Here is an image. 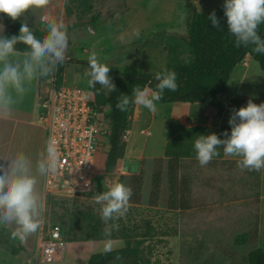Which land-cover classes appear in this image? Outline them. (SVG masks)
Instances as JSON below:
<instances>
[{"label": "rangeland", "instance_id": "1", "mask_svg": "<svg viewBox=\"0 0 264 264\" xmlns=\"http://www.w3.org/2000/svg\"><path fill=\"white\" fill-rule=\"evenodd\" d=\"M222 5L223 0H48L46 6L25 10L18 20L27 23L33 32L47 33L49 22L64 25L65 69L59 77L55 70L45 77H34L11 111L0 110L1 173L7 170L13 154L23 152L31 162L35 190L41 194L42 174L36 169L45 153L46 132L37 123L41 102L55 83L93 90L108 88L99 82L90 86L86 75L90 69L79 62H88L95 53L99 63L119 72L133 65L148 72L167 70V51L164 46H154V35L164 32L183 37L193 8L212 13L223 9ZM0 24L4 25L1 18ZM5 30L4 25L3 33ZM237 94L264 102V70L253 59L240 62L232 71L227 90L219 96L224 110L207 111L208 115L201 120L186 117L188 104L171 108L170 104L155 102L156 111L152 112L135 103L132 97L126 137L128 148H131L130 130L137 140L133 154L125 155L113 170L106 171L105 141L97 153L94 190L79 198L48 199L35 232L21 235L15 222L0 221V264H36L40 230L46 231L51 223L62 225L64 240L84 243L91 253L139 245L148 264H247L251 250L264 249V168L256 171L190 162L197 160L193 145L201 134L215 133L223 138L222 133L230 131L228 119L236 109L229 101ZM223 118L225 126H221ZM143 131L151 134L146 137ZM172 157L184 161L179 169L177 196L179 202H186L184 209L170 208L171 190L165 163L159 196L157 200L152 196V176L158 166L155 160ZM211 160H239V157L225 155L222 147L217 146V155ZM141 170L138 189L135 177ZM116 182L132 190L127 211L104 221L101 218L104 202H98L95 196ZM80 227L94 237L79 240L72 228L81 231ZM95 233L106 238L97 239ZM64 258L66 255L62 254L55 262L44 264H65L59 262Z\"/></svg>", "mask_w": 264, "mask_h": 264}, {"label": "clouds", "instance_id": "2", "mask_svg": "<svg viewBox=\"0 0 264 264\" xmlns=\"http://www.w3.org/2000/svg\"><path fill=\"white\" fill-rule=\"evenodd\" d=\"M48 0H0V14L16 20L30 7L46 6ZM223 14L226 17L227 31L234 37V46L252 45V51L264 54V37L258 33V26L264 24V0H223ZM208 20L214 28L219 21L215 12ZM4 25L0 24V110L11 111L16 99L26 91V84L34 77H45L65 59L67 33L62 23L49 22L46 34L37 36L27 23L21 22L18 34L3 35ZM138 35V33H137ZM20 42L27 46L22 55H18L15 45ZM14 57V58H10ZM86 73L88 83L115 89L108 75L110 67L99 63L92 53L88 58ZM157 90L147 87L133 88L134 101L149 111H156V101L161 99L165 89L175 91L176 73L171 70L156 72ZM15 94V95H14ZM129 103L127 94L117 101L121 111ZM228 124L230 131L201 134L194 141L195 155L201 165L207 164L217 155V146H221L225 155L239 157L240 167L249 170L264 168V102L256 104L248 99L246 104L231 112ZM58 150L56 142L49 138L45 154L36 164L40 174L54 173L57 168ZM36 179L31 174V162L23 152H16L8 161L7 170L0 173V221L15 222L21 235L33 233L40 224L39 217L46 208V200L35 190ZM132 194L130 187L121 182L111 185L107 191L99 192L95 199L104 202L101 218L108 221L116 214L127 211V203ZM107 231V229H106Z\"/></svg>", "mask_w": 264, "mask_h": 264}, {"label": "trees", "instance_id": "3", "mask_svg": "<svg viewBox=\"0 0 264 264\" xmlns=\"http://www.w3.org/2000/svg\"><path fill=\"white\" fill-rule=\"evenodd\" d=\"M208 12H200L193 8L186 23V35L178 37L164 32L154 35V46H164L167 51V70L176 73L177 88L175 91L165 89L157 103H189L199 104L200 112L203 115L207 111L224 110V104L219 99L220 94L227 90L228 83L234 68L242 62L247 56L256 61L260 68L264 70V54L252 51V45L234 46V37L227 31L226 17L223 9L215 12L219 21L218 28H214L211 21L208 20ZM0 18L5 25L3 35L10 36L18 34L21 22L11 20L7 16L0 14ZM258 33L264 37V24L258 26ZM37 36L46 34V32L34 31ZM18 52H24L27 48L23 43L18 42L15 45ZM87 64V62H79ZM65 69V60L59 63L55 72L59 77ZM164 70H154L153 72L144 71L139 66H127L122 72L109 69L108 75L111 77V83L115 89L97 88L93 90L96 101L99 104L108 103L110 112L108 119L110 122L111 132L109 135V150L105 160V170L111 171L115 168L117 161L124 157L126 146V131L129 129L131 121V98L134 97L133 88L141 89L147 87L152 91L157 90L155 85L158 81L154 78L156 72ZM127 94L129 103L126 109L121 111L116 107L117 101ZM248 99L259 104L262 101L253 99L247 95H234L229 104L238 109L246 104ZM157 169L152 176V196L157 200L160 193V183L162 176V163L166 165L167 179L171 190L170 208L178 210L186 208V202L178 201L179 187V169L183 160L178 157L168 159L159 158ZM191 163H198V160H192ZM208 165L212 167H236L239 166L238 160H210ZM257 171V170H256ZM1 173V171H0ZM140 174L135 177V183L138 189L141 186ZM107 191V190H104ZM182 200V199H180ZM78 229V228H77ZM72 228L79 240H87L94 236L87 233L85 228L80 227L81 231ZM89 234V235H88ZM95 238L104 239L105 235L95 233ZM124 231H122V236ZM147 236V235H144ZM242 241H245L244 239ZM140 242V241H139ZM88 264H148L141 256L139 245L127 246L106 252L93 253ZM247 264H264V249L255 248L248 253Z\"/></svg>", "mask_w": 264, "mask_h": 264}, {"label": "built area", "instance_id": "4", "mask_svg": "<svg viewBox=\"0 0 264 264\" xmlns=\"http://www.w3.org/2000/svg\"><path fill=\"white\" fill-rule=\"evenodd\" d=\"M40 106L37 123L46 132L45 147L51 137L58 150L56 171L42 174L41 194L46 202L90 194L97 182V153L108 143L111 132L109 104H99L90 88L55 83ZM67 246L62 225L49 224L46 231L40 230L35 263L55 262Z\"/></svg>", "mask_w": 264, "mask_h": 264}, {"label": "crops", "instance_id": "5", "mask_svg": "<svg viewBox=\"0 0 264 264\" xmlns=\"http://www.w3.org/2000/svg\"><path fill=\"white\" fill-rule=\"evenodd\" d=\"M252 58L250 56H247L243 62L245 63L246 60L250 61ZM231 79V78H230ZM150 89V88H148ZM151 90V89H150ZM152 91V90H151ZM171 105V108L173 105H178V104H188V113H187V118L188 119H192V120H201L203 118H205L208 115V112H205L203 115L201 114V106L199 104H189V103H167ZM221 126H225L224 124V118L221 121ZM230 127V126H227ZM129 134L131 135V148H128V136L125 137V141H126V146H125V151H124V157L127 154H133L134 152V146L137 145V140L135 138V136H133L132 131H129ZM144 136H146L145 134H142ZM149 137V136H146ZM109 139H108V149L107 152L109 150ZM107 157V155H106ZM92 251L88 249L87 245L84 243H80V242H73V243H69L68 242V246L66 247V250L64 252V254L66 255V258H64V260L59 261L60 263H75V264H88V260L90 258V256L93 254L91 253ZM73 257V258H72Z\"/></svg>", "mask_w": 264, "mask_h": 264}, {"label": "water", "instance_id": "6", "mask_svg": "<svg viewBox=\"0 0 264 264\" xmlns=\"http://www.w3.org/2000/svg\"><path fill=\"white\" fill-rule=\"evenodd\" d=\"M89 30L93 33V32H95L94 30H92L91 28H89ZM67 60H70V59H67ZM88 63V62H87Z\"/></svg>", "mask_w": 264, "mask_h": 264}]
</instances>
